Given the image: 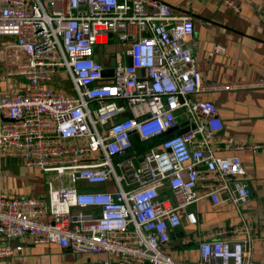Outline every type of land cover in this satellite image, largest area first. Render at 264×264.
<instances>
[{"label":"built area","instance_id":"built-area-1","mask_svg":"<svg viewBox=\"0 0 264 264\" xmlns=\"http://www.w3.org/2000/svg\"><path fill=\"white\" fill-rule=\"evenodd\" d=\"M218 1L240 12L236 0ZM192 33L191 17L159 0H0V37L14 39L8 75L26 84L0 96V160L49 175L42 196L0 189V259L16 258L22 247L10 242L25 239L116 264H249L247 228L235 239L194 237V263L162 251L169 232L197 223L190 207L202 198L240 210L250 195L236 153L244 146L228 139L236 154L217 156L210 144L222 120L196 98L234 86L203 84ZM111 40L122 49L107 56Z\"/></svg>","mask_w":264,"mask_h":264},{"label":"crops","instance_id":"crops-1","mask_svg":"<svg viewBox=\"0 0 264 264\" xmlns=\"http://www.w3.org/2000/svg\"><path fill=\"white\" fill-rule=\"evenodd\" d=\"M166 3L175 16H188L193 33L188 41L203 84L234 86L231 90L203 92L199 100L211 101L217 108L223 130L210 147L217 156L235 153L227 140L244 146L237 153L246 172L250 189L248 202L237 210L231 204L212 208L202 198L190 210L197 217L195 225L185 221L169 232L162 251L184 263L198 260L194 237L217 234L220 238H240L244 228L251 237L249 264H264V88H245L244 84L264 80V0H236L240 12L235 13L218 0H159ZM0 96L25 89L18 76L8 75L10 67L4 59V48L13 38L0 37ZM119 49H122L120 46ZM178 131L187 129L180 121ZM235 153V154H236ZM2 162V164H1ZM0 162V189L5 197L42 196L46 185L37 171L23 170L13 159ZM96 189V187H87ZM202 192V191H200ZM4 240L0 237V243ZM21 246L16 258L0 259V264H115L106 254H73L55 244H29L25 239L12 240Z\"/></svg>","mask_w":264,"mask_h":264},{"label":"rangeland","instance_id":"rangeland-1","mask_svg":"<svg viewBox=\"0 0 264 264\" xmlns=\"http://www.w3.org/2000/svg\"><path fill=\"white\" fill-rule=\"evenodd\" d=\"M2 44H5V43H2L1 40H0V46ZM119 48H120V46L118 44H116L114 40H111L110 43L107 46L104 47V54L107 55V56L108 55H114L119 50ZM61 84H62L63 91L66 92V95H68L70 98H75L76 97L75 92L72 89L70 83H67L66 81H62ZM1 161H3V160H0V162ZM1 164H2V162H1ZM22 168H23V170H27L23 166H22ZM27 171H31L32 172L34 170H27ZM43 177H44V179H47V178H49V175H43ZM78 211H82L83 213L90 212L88 210H73L72 212L73 213H77Z\"/></svg>","mask_w":264,"mask_h":264},{"label":"water","instance_id":"water-1","mask_svg":"<svg viewBox=\"0 0 264 264\" xmlns=\"http://www.w3.org/2000/svg\"><path fill=\"white\" fill-rule=\"evenodd\" d=\"M109 66L110 68H106L102 71V74L104 76H109L111 74V67L114 66V58H111L110 62H109ZM116 264V263H115Z\"/></svg>","mask_w":264,"mask_h":264},{"label":"trees","instance_id":"trees-1","mask_svg":"<svg viewBox=\"0 0 264 264\" xmlns=\"http://www.w3.org/2000/svg\"><path fill=\"white\" fill-rule=\"evenodd\" d=\"M133 144L136 146L138 144L136 138L133 139ZM158 144V142L156 140H154L153 142H151L150 144H148L149 147H154Z\"/></svg>","mask_w":264,"mask_h":264}]
</instances>
